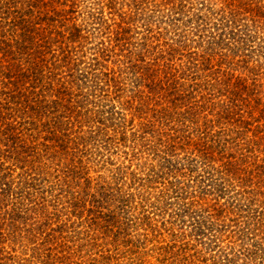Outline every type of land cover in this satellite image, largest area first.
Segmentation results:
<instances>
[{"label":"rangeland","instance_id":"rangeland-1","mask_svg":"<svg viewBox=\"0 0 264 264\" xmlns=\"http://www.w3.org/2000/svg\"><path fill=\"white\" fill-rule=\"evenodd\" d=\"M123 1L127 4L106 8L105 13L117 22L127 17V44L119 46L115 37L91 34L90 41L79 47L84 59L75 67V74H83L79 88L92 95L86 72L95 69L94 74L113 79L102 93L105 99L110 97L105 109H92L101 113L97 116L101 121L67 123L64 107L57 112L63 114L58 133L41 134L37 188L14 206L6 205L1 214L0 264H264V24L256 27L248 18L253 13L240 16L241 25L236 27L246 38L240 47L241 36L214 39L209 27L193 23L195 17L187 22L179 15L181 25L173 23L172 16L156 6L159 0L146 2L154 3L146 15L135 14L131 0ZM187 1L204 11L229 4ZM240 1L253 9L252 0ZM105 45L111 50L109 57L101 54L100 65H93L96 48ZM208 56L212 63L205 61ZM203 61L209 67L218 63L219 71L229 74H207L211 70L204 71L202 65L196 68L198 74H189L184 86H180L184 78L177 76V86L168 90L179 96L175 102L165 97L161 82L165 74L157 77V87L151 74H144L159 63ZM153 87L156 94L150 92ZM216 90L220 114L223 102L234 104L230 117L223 114L215 127L218 142H210L209 159H202L201 151L190 155L182 142L167 153L182 135L193 134V143L201 144L196 137L205 127V116L210 118L208 113L213 112L202 97ZM189 106L200 115L195 124L175 114V109ZM54 136L50 141L48 137ZM56 139L67 149L61 150ZM208 139L198 148H207ZM208 171L217 185L206 195L208 187H201ZM67 183L70 189L62 186ZM184 203L206 209L218 203L219 211L211 221L199 212H183ZM201 218L212 229L203 237L192 226Z\"/></svg>","mask_w":264,"mask_h":264},{"label":"trees","instance_id":"trees-1","mask_svg":"<svg viewBox=\"0 0 264 264\" xmlns=\"http://www.w3.org/2000/svg\"><path fill=\"white\" fill-rule=\"evenodd\" d=\"M147 1L149 0H131L129 4L135 8V14L146 15L152 9L149 6L154 5L151 2L146 5ZM159 1L160 3L156 2V6L161 12L170 14L173 23L177 22L179 26L181 25L178 22L179 17L177 16L179 15H183V19L187 22L190 19L194 20L195 17L196 20L193 23H200L204 27H209V35L218 40L224 34L240 37L242 35L241 27L237 28L241 25L239 19L240 16H242L241 19H244L247 12L255 14V16L248 18L255 22L256 27L262 26L259 23L264 24L262 21L264 20V5L259 4L260 0L250 2L253 4L252 10L245 7L248 6L249 2L245 3L243 7L240 0H226L229 4L224 2L222 8L216 9L213 6L215 9H207L206 11L202 8H195L194 5H187L189 3L187 0ZM123 2L127 4L123 0H0V224L3 220L1 214L4 213L6 205L14 206L18 200L30 197L32 190L37 188L35 183L37 179L34 178L35 174L38 173L36 163L42 159L38 148L40 143L37 141L44 131L58 133L61 124L59 118H63V114L57 115L58 110L66 108V121L70 124L79 122L80 124L81 122L90 124V120L101 121L97 119L101 113L92 111V109L96 106L105 109V102L110 101V97L108 96L106 100L102 93L104 87L110 84L109 82L113 79H107L101 72L94 74L95 69L86 72L87 76L84 79L89 80L88 84L95 91V94L92 95L91 92L79 88L83 74H75V67L83 62L81 60L84 58L79 54V50L81 46L90 41L91 34L96 36L100 33L104 39L107 36L115 37L119 46L127 44V40L130 38L125 25L129 22L125 20L127 17H123L122 21L117 22L114 16L108 17L105 13L106 8L113 10ZM163 5H166V8ZM193 11L195 12L193 13ZM124 16L127 15L124 14ZM150 20L151 17H149ZM236 25L238 26L236 27ZM153 37L157 39V37ZM238 40L241 47L246 38L241 36ZM108 49L106 45L102 49L99 46L96 48V58L93 59L95 61L93 65H100L98 58H101V54L103 57H109L108 53L111 50ZM180 55L183 58L186 56L184 52ZM205 61L212 63L209 56ZM205 61L198 62L199 64L193 62L195 65L184 63L178 66H163V63H159L157 68L152 67L144 74H151L152 79L156 81L154 87L158 85L157 77L160 74H165L161 79L163 90L167 92L165 97L171 96L168 102H175L179 96H173L174 93L168 92V90L177 86L176 77L184 78L180 83V86H184L189 74H198L197 71L201 69L200 66ZM217 65L218 63H214L212 67L203 65V70H211L207 74H229L226 70L219 71ZM204 71L203 74H205ZM69 83L73 87L69 86ZM239 83L237 81V85ZM154 87L150 92L156 94ZM74 89L79 90L80 93H76ZM97 91L99 94L96 93ZM202 98L206 104L210 105L209 109L213 112L208 113L212 115L210 118L205 116V127L199 130L200 137H196V140H201V144L193 143L195 140L193 134L182 135L181 138L175 139L173 145L166 148L167 153H173L180 148L179 143L182 142L185 145L183 150L190 155L195 151H201L202 159H209L206 153L213 145L210 142L214 144L218 142V133L214 132L215 127L221 123L223 114L230 117L234 102L232 100H228L230 102L226 104L223 102L221 106L224 109L220 114L218 110L220 101L216 100L218 98L217 90L209 95H203ZM90 106L93 107L89 108ZM175 107L178 105L175 104ZM175 110L179 120L190 119L191 123L195 124L200 119V115L191 111L190 106L184 110L183 108ZM92 115H94V119ZM195 117L197 120L194 119ZM63 136L69 137L70 135L64 133ZM55 137L48 138L52 141ZM207 138L210 139L206 142L207 148L203 149L205 150L203 153V150L199 149L198 146L203 145L202 143H205ZM57 141V146L61 150L67 149L66 143ZM190 145H193L192 149ZM52 147L54 146H50V148ZM171 166L173 165L171 164ZM185 167L183 168L188 170L189 165ZM167 168L170 172L176 170L172 169L174 167ZM206 176L205 180H201L202 183H205V186L201 188L208 187L205 190L206 195H208V189H213L217 183L216 178L211 177L210 171L207 172ZM62 186H65V189H70L69 183L62 184ZM181 206L185 213L199 212L200 215H205L210 220L216 216L214 211H219L218 203L213 204V208L207 207L209 209L201 206L198 208V205L192 203H184ZM204 223L206 220L203 218L192 222V226L202 233L200 235L202 237L212 230L205 227ZM2 236L0 235V237ZM4 258L7 260L15 259L14 256H4Z\"/></svg>","mask_w":264,"mask_h":264}]
</instances>
